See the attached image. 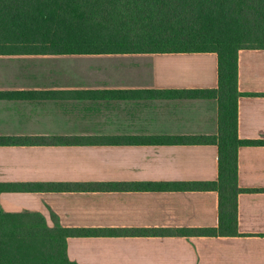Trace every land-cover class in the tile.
<instances>
[{"label":"crops","instance_id":"1","mask_svg":"<svg viewBox=\"0 0 264 264\" xmlns=\"http://www.w3.org/2000/svg\"><path fill=\"white\" fill-rule=\"evenodd\" d=\"M235 236L66 239L76 264H264V49L238 52ZM217 87L215 53L0 55V136L74 137L72 145L0 146V184L212 182L214 145H150L146 137L217 133L215 100L145 99L146 91ZM113 141L111 143L105 141ZM95 141H103L94 143ZM3 212L63 229H210L215 191L0 193Z\"/></svg>","mask_w":264,"mask_h":264},{"label":"trees","instance_id":"2","mask_svg":"<svg viewBox=\"0 0 264 264\" xmlns=\"http://www.w3.org/2000/svg\"><path fill=\"white\" fill-rule=\"evenodd\" d=\"M80 32L88 33L84 40L90 44L85 49L76 44ZM7 40L14 44H3ZM0 46V55L210 52L217 56L215 89L144 92L149 100H215V135L157 136L128 142L214 145L215 181L0 184V193L215 191L218 195V225L210 229L50 228L38 213L10 214L0 207V264H76L66 256L69 237L237 235V198L248 191L238 186V150L260 144L238 137V52L264 49V0H0ZM79 143L91 142L74 137L0 136V146Z\"/></svg>","mask_w":264,"mask_h":264},{"label":"rangeland","instance_id":"3","mask_svg":"<svg viewBox=\"0 0 264 264\" xmlns=\"http://www.w3.org/2000/svg\"><path fill=\"white\" fill-rule=\"evenodd\" d=\"M87 36H88V33H86V32H80L79 38L77 39L78 41H76L77 42L76 44H79L80 49H85L86 44H90V43H87L84 40ZM3 44H5V45H12V44H14V42L12 40H7ZM0 48H1V46H0Z\"/></svg>","mask_w":264,"mask_h":264}]
</instances>
